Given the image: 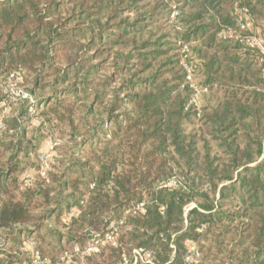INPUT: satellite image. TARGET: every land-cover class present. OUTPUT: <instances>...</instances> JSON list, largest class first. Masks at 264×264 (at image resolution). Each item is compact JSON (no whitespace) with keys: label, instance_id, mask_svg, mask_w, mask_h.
<instances>
[{"label":"trees","instance_id":"1","mask_svg":"<svg viewBox=\"0 0 264 264\" xmlns=\"http://www.w3.org/2000/svg\"><path fill=\"white\" fill-rule=\"evenodd\" d=\"M257 9L264 0H0V152L12 136L0 161V229L17 228L14 241L46 221L72 248L96 235L86 264L130 262L137 248L151 263L136 264H264V52L244 41L255 36L247 30ZM184 64L204 83H186ZM18 68L32 99L13 102L2 85ZM213 86L221 99L203 115L197 102ZM195 88L199 99L186 107ZM190 114L207 119L224 157L211 158L207 140L199 156L196 133L183 127ZM32 117L80 139L48 177L22 183L17 158L31 149ZM172 163L182 174L174 186ZM35 196L44 199L39 216L29 208ZM111 222L118 228L106 241ZM29 241L51 264L70 250L52 261L29 237L31 257ZM2 245L0 264H12Z\"/></svg>","mask_w":264,"mask_h":264},{"label":"rangeland","instance_id":"2","mask_svg":"<svg viewBox=\"0 0 264 264\" xmlns=\"http://www.w3.org/2000/svg\"><path fill=\"white\" fill-rule=\"evenodd\" d=\"M254 22L249 25L248 30L249 32L255 33V36L258 37L261 41V47L264 48L263 38H264V9H257L254 15ZM161 29L163 31H166L167 25L164 21H160ZM24 76V73H23ZM193 80L196 85H201L204 83V76L200 72V70H195L193 72ZM7 82H5L3 86H5ZM32 83H26L25 78H23L22 82L18 83V88L23 89L26 91L31 87ZM1 87V89H2ZM216 86H213V89H211L208 92L202 93L199 101L197 102L198 107L202 112L203 115H207V113L210 111V108L216 105L219 100L221 99V91H216ZM4 92V87H3ZM2 92V94H3ZM5 93V92H4ZM43 96V95H42ZM32 97V96H31ZM37 97V96H36ZM23 103V102H22ZM25 104V103H24ZM12 109H9V113H6L8 120L11 119ZM10 115V116H9ZM206 118H198L194 115L190 114L186 120L183 121V127L185 128L187 133H196V147L199 151V156L204 155V141H208L207 148H209L210 157H224V153L222 152V149H220L217 145V142L211 138V135L209 134V124L206 123ZM27 139L31 141V149L29 150V153H26V151H23L20 153L19 158H17V170L16 173L18 177V182H22L23 176L28 175V177H31L34 183L41 182L45 179V177H48V174L50 171H53L52 168L54 165H58L56 162L57 160L63 161L65 164L66 160H69L70 152L73 153L76 150V147L74 146V143L79 141L80 138L72 137L69 132V127L64 125H57L56 122H43L41 118L36 119L35 117H32L31 122L27 124ZM262 132L264 131V123L261 127ZM12 136L10 134H5L2 137L3 140V150L0 152V161H6V158L10 154V150L6 146L11 142ZM57 143V146L54 148L51 145L53 143ZM237 143L240 145V147H244V140L242 137H239L237 139ZM252 150L254 151L255 145H251ZM58 147V148H57ZM89 146H86L82 150V156L85 157V155L89 154ZM42 154H48L47 159L45 162L40 161V156ZM56 163V164H55ZM61 167V166H59ZM172 172L171 176L169 177L167 184L174 186L177 181L178 177H181L182 174L180 173V170L177 168L176 165L172 163ZM50 169V170H49ZM24 176V178L27 177ZM22 180V181H21ZM23 183V182H22ZM205 187H206V183ZM11 194L16 199L20 200L23 199L24 195L23 192L19 189H13L11 187ZM3 197H7L6 194H3L1 196V199ZM43 203L44 199L41 196H35L32 198L31 204L29 205V208L31 209L32 213L36 216H39L43 211ZM56 205V203L52 202L49 204L48 208H53ZM194 206V203L191 202L189 208ZM137 206L134 205L132 207H129L125 215H127L129 212L136 211ZM49 222L41 221L39 222V226L36 227V230H33L32 233H21L18 236V239L14 240L12 239L13 235L15 236L17 233L16 229H0V246L3 243V249L5 253H8V256L12 255L11 262L12 264H33L30 256V251L28 249L27 245V239L29 237H34L36 240L40 242L39 246L43 250L44 254L49 256L52 261L55 260V256L58 254V252L62 249H71L72 245L70 243H67L65 239H61L60 243L57 244L55 239L57 238V235L53 238L51 232L49 229ZM26 227H33V225H27L23 226ZM55 229L57 231L62 232L63 228L61 226H55ZM116 222H111L109 225V229L105 232L111 233V231L117 230ZM101 241V238H99L96 235H93L91 237L86 238L85 240V247L91 246L96 240ZM23 240V241H22ZM14 242V244H13ZM81 248L78 244L75 245ZM71 247V248H70ZM196 255L195 253H190L187 258H189V261L191 259H195ZM0 258L5 261V258H3L2 255H0ZM7 260V259H6ZM9 261V260H8ZM10 263V262H9ZM77 263V262H76ZM94 262L91 261L90 264H93ZM75 264V263H72Z\"/></svg>","mask_w":264,"mask_h":264},{"label":"built area","instance_id":"3","mask_svg":"<svg viewBox=\"0 0 264 264\" xmlns=\"http://www.w3.org/2000/svg\"><path fill=\"white\" fill-rule=\"evenodd\" d=\"M176 15H178V11H173L171 14V17H175ZM231 33L232 32L229 31V34ZM244 41H245V44L249 48L260 47L261 50L264 52V48L261 47L260 39L256 38L255 36H247L245 37ZM182 50L183 51L188 50L186 45H183ZM184 67L186 69V78H185L186 81L185 82L190 84V86H194V84L192 83V73H191L189 66L184 64ZM22 74L23 72L20 68L11 72L8 76V82L4 86V92L8 95V98L13 102L23 100V99H28V98L32 99V97L27 92H25L22 88L21 89L18 88V83L22 79ZM199 95H200V89L195 88V92L192 98L186 104V107H189L193 103L198 101ZM3 105H5V103ZM0 129H4V125L2 122H0ZM56 144L57 143L55 142L51 146L53 147ZM0 148H1V145H0ZM47 157H48V154H42L39 158L41 162H45ZM143 208H144L143 203H140L137 205L136 211L143 210ZM72 214L73 212H70V215ZM111 239H112L111 233L104 234V240L111 241ZM99 243L100 242L97 239L91 246H87L84 248H79L78 246H74L70 250H65L59 255L57 263L55 264H70L74 261V257L79 258L78 264H86L85 255H87L88 253L92 251H97ZM28 246L31 247V255H32L34 264H51L49 259L45 256H42L40 252L35 248V244L33 241H29ZM150 258H151V253L149 251H145L142 248H137L132 251V261L129 262L127 259H124L123 264H136L138 262L151 263ZM187 260H189V258H187Z\"/></svg>","mask_w":264,"mask_h":264}]
</instances>
